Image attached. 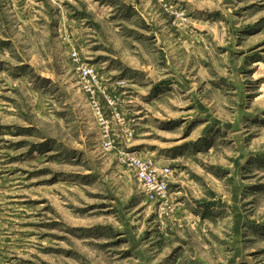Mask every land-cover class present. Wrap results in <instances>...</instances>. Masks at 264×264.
Here are the masks:
<instances>
[{"label":"rangeland","instance_id":"1","mask_svg":"<svg viewBox=\"0 0 264 264\" xmlns=\"http://www.w3.org/2000/svg\"><path fill=\"white\" fill-rule=\"evenodd\" d=\"M7 1L0 264H264V0Z\"/></svg>","mask_w":264,"mask_h":264},{"label":"built area","instance_id":"2","mask_svg":"<svg viewBox=\"0 0 264 264\" xmlns=\"http://www.w3.org/2000/svg\"><path fill=\"white\" fill-rule=\"evenodd\" d=\"M80 70L90 89L99 85L98 75L94 70L83 66ZM110 144L106 142L104 147L110 148ZM127 161L146 198L151 202L165 201L170 192V167L161 166L159 162L151 158L135 155H128Z\"/></svg>","mask_w":264,"mask_h":264},{"label":"crops","instance_id":"3","mask_svg":"<svg viewBox=\"0 0 264 264\" xmlns=\"http://www.w3.org/2000/svg\"><path fill=\"white\" fill-rule=\"evenodd\" d=\"M28 2H29V0H8L6 5H7L8 9L12 8L13 11H15L16 6H17L16 4L19 3V6L21 5V7L24 8V11L27 12V8L29 6ZM25 12L23 14H25ZM27 13H28V15L26 16V18L29 17L30 12L28 11ZM3 32H5V30ZM0 33H1V31H0ZM1 37H2V35L0 34V40H3V39H1Z\"/></svg>","mask_w":264,"mask_h":264}]
</instances>
